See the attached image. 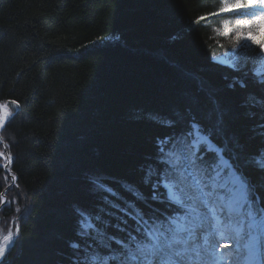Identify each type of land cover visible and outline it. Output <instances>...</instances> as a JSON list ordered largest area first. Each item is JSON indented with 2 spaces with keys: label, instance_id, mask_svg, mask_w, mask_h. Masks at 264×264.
<instances>
[{
  "label": "trees",
  "instance_id": "1",
  "mask_svg": "<svg viewBox=\"0 0 264 264\" xmlns=\"http://www.w3.org/2000/svg\"><path fill=\"white\" fill-rule=\"evenodd\" d=\"M224 1L0 0V103L19 105L9 104L16 115L1 129L17 180L6 190L14 203L0 208L19 243L0 264H72L70 243L82 242L76 210L126 219L127 184L143 193L145 214L164 211L143 178L157 141L186 130L177 113L190 97L201 117L209 94L229 115L238 166L264 197V170L249 163L264 151L252 131L264 108L241 107L250 95L264 100V85L248 60L240 71L213 60L230 44L216 28L237 16L219 11ZM234 80L244 87H229ZM96 175L116 196L91 185Z\"/></svg>",
  "mask_w": 264,
  "mask_h": 264
},
{
  "label": "snow or ice",
  "instance_id": "2",
  "mask_svg": "<svg viewBox=\"0 0 264 264\" xmlns=\"http://www.w3.org/2000/svg\"><path fill=\"white\" fill-rule=\"evenodd\" d=\"M241 9L253 10L252 18L238 19L237 24L264 29V0H233L219 11L241 15ZM201 19L205 18L198 17L196 23ZM218 34L228 36L229 32ZM251 45L260 53L256 59L264 61V40L257 41L252 32L237 31L232 51L219 63L240 71L245 66L241 61L251 59L246 54ZM254 75L257 83L264 85V71L257 69ZM235 83L244 87V82L237 80L229 87ZM9 104L19 107L15 100L0 103V129L6 130V123L16 115ZM257 106L264 108V100L251 95L241 105ZM186 108V112L177 113V122L184 123L186 130L157 141L155 163L147 166L143 178L144 184L151 181V200L165 204V210L148 205L151 213L145 214L137 202L147 201L134 184L125 185L133 198L125 199V207L120 209L126 219L118 217L112 223L100 214L77 209L76 235L82 242L70 243L72 264H264V197L238 166L242 145L237 136L230 135V117L213 94H209V108L202 117L198 115V98L190 97ZM252 131L264 136V122L254 125ZM213 141H222V146ZM0 145L8 148L2 135ZM11 159L10 153L0 151L4 182L7 184L9 176L12 182L7 184L9 189L17 180L10 171ZM249 163L264 170V151ZM90 183L112 192L99 175L91 177ZM6 196V191L0 192V204L10 206L14 200ZM129 220L133 222L130 226ZM112 229L122 235L113 234ZM18 243L19 228L13 222L6 233L0 232V262Z\"/></svg>",
  "mask_w": 264,
  "mask_h": 264
},
{
  "label": "rangeland",
  "instance_id": "3",
  "mask_svg": "<svg viewBox=\"0 0 264 264\" xmlns=\"http://www.w3.org/2000/svg\"><path fill=\"white\" fill-rule=\"evenodd\" d=\"M232 2H233V0H225L222 7L224 6V4L232 3ZM252 11L253 10L241 9L240 10V12L242 13L241 15H237L233 18H229V19L222 21L220 23V25L216 28L218 30L217 31L218 33H223L226 31L229 32L228 36H224V35H222V36L225 39L229 40L230 44H229V47L227 49H225L223 52L213 56L214 61L219 63L220 61H222L225 58L226 54H228L230 51H232L233 37L237 31H243L245 33L252 32L255 34V39L257 41L264 40V29H261L260 31H258L257 26L254 24L253 25H249V24L239 25L236 23V21L238 19L239 20H250L252 18L251 17ZM250 43L251 42H249V44ZM246 54L249 57H251V59L248 60L247 67H250L253 72H255L257 69H261L262 71H264V61L256 59V57L259 56L260 53L256 49L255 45H251V49L246 50ZM0 133H1V129H0ZM1 147H2V145H1ZM0 151H3V147H2V149H0ZM1 206H2V204H0V208H1ZM3 227H4V223H3V221L0 220V231L6 233L7 230L3 229ZM222 250H224V249L221 248V251Z\"/></svg>",
  "mask_w": 264,
  "mask_h": 264
},
{
  "label": "water",
  "instance_id": "4",
  "mask_svg": "<svg viewBox=\"0 0 264 264\" xmlns=\"http://www.w3.org/2000/svg\"><path fill=\"white\" fill-rule=\"evenodd\" d=\"M0 135H1V133H0ZM3 151H6L7 153H8V150L7 149H4L3 148ZM11 171V170H10ZM12 173V172H11ZM10 177V176H9ZM12 182H11V180H10V182L8 183V184H11ZM8 189V187L6 186L1 192H5L6 190ZM6 198H7V196H6Z\"/></svg>",
  "mask_w": 264,
  "mask_h": 264
},
{
  "label": "bare ground",
  "instance_id": "5",
  "mask_svg": "<svg viewBox=\"0 0 264 264\" xmlns=\"http://www.w3.org/2000/svg\"><path fill=\"white\" fill-rule=\"evenodd\" d=\"M3 147V146H2ZM1 232V231H0ZM222 251H225V250H222Z\"/></svg>",
  "mask_w": 264,
  "mask_h": 264
}]
</instances>
